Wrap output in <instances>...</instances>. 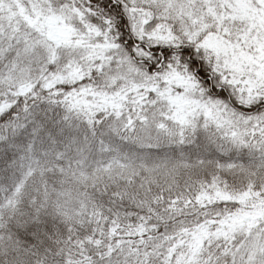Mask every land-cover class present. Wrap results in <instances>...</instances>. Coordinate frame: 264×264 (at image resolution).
I'll return each mask as SVG.
<instances>
[{
  "label": "snow or ice",
  "instance_id": "obj_1",
  "mask_svg": "<svg viewBox=\"0 0 264 264\" xmlns=\"http://www.w3.org/2000/svg\"><path fill=\"white\" fill-rule=\"evenodd\" d=\"M0 264H264V0H0Z\"/></svg>",
  "mask_w": 264,
  "mask_h": 264
}]
</instances>
